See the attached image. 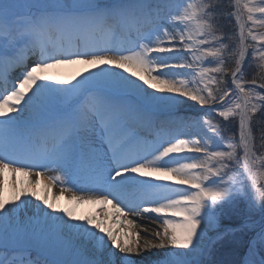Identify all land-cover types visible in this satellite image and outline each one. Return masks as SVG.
Segmentation results:
<instances>
[{"label": "snow or ice", "instance_id": "6c2138e0", "mask_svg": "<svg viewBox=\"0 0 264 264\" xmlns=\"http://www.w3.org/2000/svg\"><path fill=\"white\" fill-rule=\"evenodd\" d=\"M261 29L264 0H0V264H218L237 232L264 264Z\"/></svg>", "mask_w": 264, "mask_h": 264}, {"label": "bare ground", "instance_id": "6f19581e", "mask_svg": "<svg viewBox=\"0 0 264 264\" xmlns=\"http://www.w3.org/2000/svg\"><path fill=\"white\" fill-rule=\"evenodd\" d=\"M257 16L260 14L257 13ZM260 31V30H259ZM83 66H73V67H68V68H61V69H55L53 72L62 74L64 76H71L73 74L78 73L79 71H82ZM170 163L173 164V166H176L179 162L178 161H170ZM55 173H49V175H54ZM34 178V177H33ZM18 181L21 183H24L27 181L28 177L25 176H19L17 177ZM49 187L51 190H49ZM36 192L41 195H47L49 202H52L56 205L57 208H72L77 216H96L98 221H103L105 227H112L113 229H116L118 227H123L121 228V232H123L126 229H132L133 231L140 232L142 236H146L152 233V231H156V229L149 231L147 229L146 231L141 229L139 224H145V223H150L154 224V226H157L159 229V226L155 224L153 221L150 220H142L138 218V223L136 225H128L126 221L124 220L123 217H119L116 219V223H112L113 217L116 216L115 210L111 207V205H96V204H86V203H81V204H72L69 203L71 200L72 196H83L86 195L85 193H78L74 191H67L65 193L64 191L61 192V186L59 184L56 185H51L47 186L46 184H38L36 185ZM10 197L11 192L8 191L6 193ZM55 197V199H54ZM27 199H32L33 202L35 203L34 198L32 197H25ZM101 207H104L106 209V213L108 218L105 219L103 214L99 213V209ZM209 235H215V231H210Z\"/></svg>", "mask_w": 264, "mask_h": 264}, {"label": "rangeland", "instance_id": "374dc122", "mask_svg": "<svg viewBox=\"0 0 264 264\" xmlns=\"http://www.w3.org/2000/svg\"><path fill=\"white\" fill-rule=\"evenodd\" d=\"M260 31H264V29H261ZM261 151L264 150L258 151L257 155H260ZM244 207L245 206L243 203L239 204V208H240L239 215L231 214V215L223 216L220 221V226H219L220 230L238 227L247 216V213L244 212ZM253 219L257 223V227L254 231L258 232L259 231L258 224L260 220L259 214L258 213L255 214L253 216ZM144 225L148 226L147 229H149V231H152L154 229L159 230L157 226H154V224L145 223ZM253 234L254 232H246V233L237 232L235 233L234 236L226 237L225 240L218 242L216 244L212 258L215 259L218 262V264H239L246 250V242L248 238ZM234 240H239L242 242L239 245H237L233 243Z\"/></svg>", "mask_w": 264, "mask_h": 264}]
</instances>
